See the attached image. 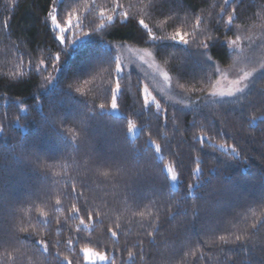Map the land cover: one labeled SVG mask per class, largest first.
<instances>
[{"label":"trees","instance_id":"trees-1","mask_svg":"<svg viewBox=\"0 0 264 264\" xmlns=\"http://www.w3.org/2000/svg\"><path fill=\"white\" fill-rule=\"evenodd\" d=\"M235 40L255 73L214 97ZM120 43L169 76L158 107L138 70L117 72ZM85 248L107 264H264V0H0V264H85Z\"/></svg>","mask_w":264,"mask_h":264},{"label":"rangeland","instance_id":"rangeland-1","mask_svg":"<svg viewBox=\"0 0 264 264\" xmlns=\"http://www.w3.org/2000/svg\"><path fill=\"white\" fill-rule=\"evenodd\" d=\"M50 22L52 26L56 28V26L52 22L51 16ZM60 33L63 34L64 32ZM239 42L240 41L236 40L228 42V46L233 53L235 63L230 68L219 72L217 82L214 84V87L211 91V94L214 97L232 96L238 93L244 88L248 81H250L253 74L255 73L254 69H244L242 67V64H239L244 61L243 56H250L242 52L241 46L238 44ZM114 51L116 52V56L119 61L118 65L121 69L119 73H122V68H134L138 70L144 77L145 82L144 85H142V95L145 103L158 107V102L152 93V87L159 94H162L167 98L170 97V78L168 75L167 79L165 78V74L167 73L157 63L150 49L138 48L128 44L120 43L114 46ZM236 60L238 62L237 65ZM230 90L232 92V95H228ZM116 93L117 91L115 90V95ZM111 111L113 113H117L116 108L114 106L111 108ZM137 133L138 127L135 125H131L128 131L129 137L133 139L137 135ZM166 171L170 176L173 184L175 185V176L169 166H166ZM81 254L84 258L85 264H107L109 262L108 258L104 261H100L96 259L95 255L92 256V260H86L88 257L83 252V249L81 250Z\"/></svg>","mask_w":264,"mask_h":264},{"label":"snow or ice","instance_id":"snow-or-ice-1","mask_svg":"<svg viewBox=\"0 0 264 264\" xmlns=\"http://www.w3.org/2000/svg\"><path fill=\"white\" fill-rule=\"evenodd\" d=\"M100 14H101V16L104 15L103 12H101ZM50 15H51V19H52L53 24L56 26V28H57L60 32L63 33V32H65V31H67V29L61 27V25H60L59 23H57V17H56L55 14H51V13H50ZM124 18H125V19L128 18L127 13L124 14ZM108 19L111 21V20L113 19V17H112V16H109ZM231 20H232V17L229 16V22H231ZM66 23L69 25V27L72 26L71 16H69V19L66 21ZM199 23H200V21L198 20V21H197V24H199ZM139 24H140L142 27H144L145 29L148 28V25L145 24V22H144L143 20H140V21H139ZM186 36H187V33H184V32H181V31H177V32L171 37V39H172V40H177V41H180V42H183V43L187 44V43H189V41H188V39H186ZM152 38H155V37H152ZM213 38H214L213 36H208L206 40L200 42V45H199V46H201V47H207V41H209V40H211V39H213ZM59 40L61 41V43H63V41H64V36L62 35L61 37H59ZM57 59H58V57H57ZM120 70H121V69H120V66L117 65V72H119ZM165 78L167 79V74H165ZM119 87H120V84L117 83V84H116V87H115L114 89L117 91V90L119 89ZM76 91L79 92V93H81V92L83 91V89H81V88H76ZM228 95H232L231 90L229 91ZM101 107L103 108L104 105H101ZM105 175H107V173H105ZM57 203H59V201H58ZM81 223H83V221H81ZM259 223H260V219H257V220L253 221V222L249 225V228L255 229L256 227H258ZM14 227H16V226H14ZM16 230H17L18 232H22V233H25V234H26L27 231H28L27 229H24V228H18V227H16ZM109 231H110V233H111L112 235H114V236L117 235V233L114 232L113 230L110 229ZM219 239H220L221 241H226V237H225V236H220ZM244 239H245V236H236V237H235V241H241V240H244ZM83 252H84L85 255H87V257H88L86 260H92V256H93V255H95V256H96V259H98V260H100V261H104V260L107 259L106 255H105L104 253L94 251V250L91 249V248H85V249H83ZM128 255H129V257H131V256H132V253L129 252ZM64 259L67 261V264H71V261H68V260H67V257H65Z\"/></svg>","mask_w":264,"mask_h":264}]
</instances>
